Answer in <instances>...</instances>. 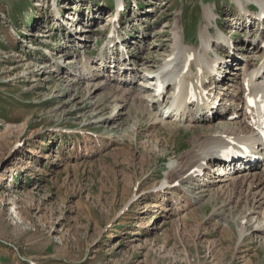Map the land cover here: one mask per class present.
<instances>
[{
  "label": "rangeland",
  "instance_id": "rangeland-1",
  "mask_svg": "<svg viewBox=\"0 0 264 264\" xmlns=\"http://www.w3.org/2000/svg\"><path fill=\"white\" fill-rule=\"evenodd\" d=\"M136 1V12L126 16L127 21L136 23L124 37L128 49L133 46L131 53H137L131 56L137 61L138 76L141 70L161 69L165 58L172 55L171 36L179 18L190 27L185 42L180 39L181 47H198L199 30L206 25L205 11L210 5L219 9L210 22L214 40L218 28L242 32L229 21L238 0ZM74 2H80L81 7L90 5V14L86 12L88 18L84 16L82 23L92 26L88 33L77 35L83 40L77 39V46L67 48V53L78 56L82 49L87 50L90 73L92 65H99L93 57L108 41L103 33L104 19L114 4L112 0H68L69 12ZM53 3L0 0V264H264V241L241 244L255 227V220L247 224L241 216L244 205L241 212L236 207L223 215L212 209L203 211L201 203L194 207L193 215L185 217L177 215L171 195L165 200L143 199L163 182L169 163L192 148V134L181 131L170 145H157L156 136L162 139L168 135L151 127L149 115L141 113L140 118L137 112V118L130 114V103L115 101L118 94L113 83L96 89L102 82L76 84L51 70L45 72L42 46L54 35L65 38L62 21L43 22H50ZM158 30L164 33L157 34ZM193 32L195 38L190 37ZM240 36L234 38L235 46L243 44ZM261 53L249 55L252 63ZM80 61V57L68 60L63 71L79 67ZM54 62L57 68L59 63ZM178 64L172 66L177 73L181 70ZM139 83L137 78L135 85ZM149 107L152 113L151 102ZM102 109L106 110L99 115ZM100 116L111 120L96 123L95 117ZM77 129L81 133L69 138ZM88 131L92 134L88 137L90 152L83 150ZM13 174L15 184L9 186L7 179ZM193 188L188 184L182 187L188 193ZM133 202L137 205L131 207ZM156 202L161 208H154ZM244 226L240 242L239 230Z\"/></svg>",
  "mask_w": 264,
  "mask_h": 264
},
{
  "label": "bare ground",
  "instance_id": "bare-ground-1",
  "mask_svg": "<svg viewBox=\"0 0 264 264\" xmlns=\"http://www.w3.org/2000/svg\"><path fill=\"white\" fill-rule=\"evenodd\" d=\"M248 1L249 0L237 1L238 13H236L234 17L231 16L232 17L231 21L233 23L236 22V24H242V22L249 20V15L244 16L243 13L246 12V14L247 13L249 14L250 11L248 10L247 7L246 8L244 7V9L242 8V5H245L246 3H248ZM255 1H259L264 7V0H255ZM209 8H210L209 10L205 11L206 25L199 30V36L201 38L199 43L200 46L195 51L193 49L186 50L184 47H181L180 39L182 40L184 39V26L180 24L181 18L177 19L172 34V37L174 39L173 52L172 55L170 54L168 56V57L172 56V59L169 60V64L164 66L163 69L157 68L154 71L148 70L147 73L144 75V79L146 81L144 82L142 81L144 84L141 83L138 87H132L133 80H135L139 76L137 72L132 70V68L127 67L128 49L127 47H125L124 44H122V46H124L126 53L123 54L124 55L123 57L120 53L119 61L123 60V62H118L117 68L120 69V71L118 75H114V79H115L114 83L116 84V86L113 90L118 94L115 97L116 98L115 101L130 103L131 104L129 108L130 114L136 115V117H137V112H139V116L142 113L143 115L146 116L149 115L150 118H152L150 124L151 127L152 128L154 127L155 131L158 132L162 131L166 135H168V138H162V139L156 136L154 142L157 145L160 143L162 144V142L165 143L167 146L170 145L171 141L172 142L175 141L176 134L180 133L181 131L184 132V134H189V133L192 134V137L189 140V143L192 144V148L188 149L185 152V154L181 156L180 159H177V161L173 160L172 162L169 163L170 171L168 172L163 182H161V184L159 185H156L154 187L155 189L153 188L154 192L152 193L150 192L149 194L147 193L148 195H146L143 199L153 198L155 200V199L164 198L165 200L167 199V195H171L172 196L171 201H173L172 203H174L175 206L174 209L176 210V212H178L177 215L179 216L183 215L185 217L186 215H193V213L195 212L194 207L201 205V203H204L203 211L205 210L206 212H208L209 210L212 209L214 210V213L222 212L223 215L227 210L228 212L232 213L231 210L236 207L239 208L241 212L242 209L241 207L244 205L245 207L243 208L244 212L242 211L243 213H241V216L244 217L243 218L244 220L247 219V224L253 223L255 220L254 223L255 227L253 226L254 227L253 232L251 234L250 233L248 234V238H246L247 236L243 238V241L241 239L245 234L244 233L245 231L243 230H245L246 226L241 227V229L239 230L240 242L242 241L241 244H245L247 241L253 243L255 240L257 241L260 240V242H263L264 241V208H263L264 167H262V169L258 171L256 170L257 169L256 166H253L249 161L245 160V162H242L241 160L240 168H243L242 171L235 169V167L233 166L231 167L230 165L229 166V170H231L230 172H225V171L222 172V169H219L218 167L213 172H211L210 169H206V176L205 177L200 176V172H201L200 169L202 168L200 164H202V162L207 159L208 155L213 153L214 154L213 161L219 163L216 160L214 153V151H216V148L218 146L226 145L227 147H230L232 145V142L230 143L228 141L234 140L238 142L252 134V128L249 126V121L246 117L247 108H245V101H246L245 94L248 90H252V88L260 86L264 83V78L256 80L257 78L256 73L251 72V69L255 68L254 66H256V63L254 64L250 63L253 58L249 57V55L253 53H259V51L262 52L263 50V47L258 48V45H255V38L247 42L248 44L246 43L245 45L244 44L245 41H244L243 45L237 46L235 48L236 51L239 50L241 52L245 51L244 53L246 54L244 56L246 62L237 64L233 72L230 73V75L235 77L234 78L223 77V75H226L223 72L224 67L222 65L225 59L222 61L220 59L226 57L227 59L226 62L228 61L233 62L237 59L235 58L234 54H231L232 45L230 41L224 39V36L230 35L229 31L226 30L225 32L222 33L221 29H219L220 33L217 35L215 40L213 39V34L211 33L209 34L211 29L210 22L212 21L213 16H215V11L213 10V6L210 5ZM259 15L260 13H257L255 18L253 19L258 20ZM114 17H115L114 12L113 14L106 16L108 22L113 21ZM243 27L246 29V26ZM86 30L88 29L82 30L83 33L89 32ZM249 32L251 31L248 30L243 31L246 37L249 36L248 35ZM115 33H117V26L112 25L111 36L112 34ZM156 33L159 34L164 32L158 30ZM254 34L256 35L257 32H254ZM250 38H252V36ZM82 39L83 37L80 38V41ZM62 43L64 44V41ZM113 44H115V41L114 39H111L108 42L109 45L108 47H110ZM68 47H70V45ZM211 47L213 49L214 48L216 49L215 51L216 53L213 57H210V53H209L212 50ZM224 49L228 50V52L225 54L222 52V50L224 51ZM110 52L112 54H115L113 49L108 48L107 49L108 55L103 60L105 64H106V59L109 60V54H111ZM104 53L105 52H101V54L99 55L102 57L104 56ZM261 55L262 56L260 57V60L262 61V68L260 69H263L264 52H262ZM179 58L182 59V65L186 64L187 66L190 67V72L185 76V79L181 78L177 80V75H175V72H169L168 70L172 68L174 62H176V60H178ZM189 59H193V61L187 62V60ZM86 63L88 64V60L82 63L81 69L79 71L80 73L83 72L85 69H87L88 66H86ZM206 65L207 66L209 65L208 68ZM183 67L184 66H181V70L178 73V76L182 74L181 71L183 70ZM127 69L129 71H127ZM97 70H100L99 65H93V72L90 74V76H87L86 78L84 77V80L86 79L85 83L87 85H90L91 83L95 84L99 82L100 79L98 77L100 76H98L97 72L95 73V71ZM207 70L214 71L213 73L215 74L216 77L221 76L222 78L221 81L230 80L231 82L226 83L224 87L220 89L214 90L215 86L216 88L219 87L220 86L219 84L221 82L214 83L213 88H210L206 83H204V81H206L207 78H199L198 76L200 72H203L204 75H208L209 71ZM45 72L48 71L45 70ZM73 73H76V69L71 70L70 72L62 71L61 73H58L59 74L58 76H62V78H66V79L77 78L71 76ZM173 74L175 76H172ZM86 75H88V73H86ZM241 76H242V81H240V83L238 82L233 83L235 79L239 81V77ZM88 78H93V80L87 81ZM156 78H159L164 86L165 84H167L168 86L170 85L171 88L170 94L166 97V100L162 103L158 102L160 100L155 96V93L158 90L155 81ZM185 81H187V83ZM183 84H186L188 87L192 85L195 91H199L201 89L208 91L209 93L208 99L202 98L206 100L204 103L201 104L200 102L194 104H186V107L188 106V111H189L186 115L185 114L180 115V114L187 111L186 110L187 108L185 110L176 111L172 115L169 114L171 110L170 109L167 110L166 107L164 108L165 109L164 113L159 112V110H161L160 106H162L163 103L169 101L170 96L175 90L176 86L178 85L179 87H181ZM105 85L106 84L99 83L96 89L106 87ZM222 89L225 90L226 92H223ZM148 99H150L151 101ZM217 100H221V102L223 103L221 109L216 112L213 107L217 103ZM149 102L152 103V107L154 108L152 113L150 112ZM115 107L118 106L116 105ZM105 110L106 109H102L99 115L101 113H104ZM155 110L157 111L155 112ZM229 111L232 112L230 114H226ZM210 112H213L214 114L212 117H210ZM167 114L170 116L168 117ZM146 116L143 117L145 118ZM234 116L237 117H235L233 120L228 119V117H234ZM112 118H113L112 120H115L114 115L112 116ZM95 119H96V123H105V121L111 120L110 118L105 119L104 116L95 117ZM173 119H175L178 122L172 123L174 122L172 121ZM141 120L143 119H140L139 122H141ZM87 134H90V131H88ZM134 137L138 139V137H140V134H135ZM85 143L87 145L85 146V149L83 148V150L86 151L88 150V152H90V149L88 148V136H85ZM174 145L175 144H173V146ZM81 148L79 146L80 151H82ZM86 155L88 154H84V156ZM149 156L151 155L149 154ZM144 157L145 155L142 158L140 157L143 163H144L143 160ZM210 163L212 162L210 161ZM196 168L198 170H195ZM192 170H194L193 173H190ZM12 181H15V179H13ZM185 183L189 185H194L193 189L196 192H199L201 196H195L194 192L188 193L184 191L182 187L185 185ZM176 184L177 186H175ZM245 185H248V187L245 190H243L244 188L242 189V187ZM174 193H176V195H174ZM134 196L136 197V195ZM133 203L131 207L137 205L136 202ZM154 208H161V204L157 202L154 203ZM165 211H168V209H166ZM124 215H126V213ZM256 215L258 217H255ZM259 216H261V218H259Z\"/></svg>",
  "mask_w": 264,
  "mask_h": 264
}]
</instances>
